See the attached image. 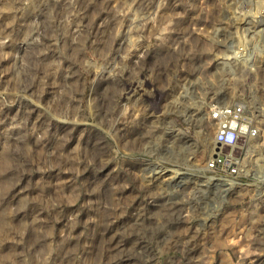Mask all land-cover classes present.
Wrapping results in <instances>:
<instances>
[{"label": "rangeland", "instance_id": "1", "mask_svg": "<svg viewBox=\"0 0 264 264\" xmlns=\"http://www.w3.org/2000/svg\"><path fill=\"white\" fill-rule=\"evenodd\" d=\"M0 264H264V0H0Z\"/></svg>", "mask_w": 264, "mask_h": 264}, {"label": "built area", "instance_id": "2", "mask_svg": "<svg viewBox=\"0 0 264 264\" xmlns=\"http://www.w3.org/2000/svg\"><path fill=\"white\" fill-rule=\"evenodd\" d=\"M212 118L218 124V137L226 142L228 147H235L243 139L249 138L255 135V129H253L251 119L246 115V109L243 105L218 108L212 114ZM237 122L238 126L236 130H231L230 126L232 122ZM234 133L233 140H227L228 134ZM232 156L227 153L221 152L210 164V168L218 170L220 172H232L237 173L238 167L234 166Z\"/></svg>", "mask_w": 264, "mask_h": 264}, {"label": "water", "instance_id": "3", "mask_svg": "<svg viewBox=\"0 0 264 264\" xmlns=\"http://www.w3.org/2000/svg\"><path fill=\"white\" fill-rule=\"evenodd\" d=\"M237 126H238V124H237V122H232V124H231V126H230V129L231 130H236L237 129ZM234 133H232V132H230L229 134H228V136H227V140H233L234 139Z\"/></svg>", "mask_w": 264, "mask_h": 264}]
</instances>
